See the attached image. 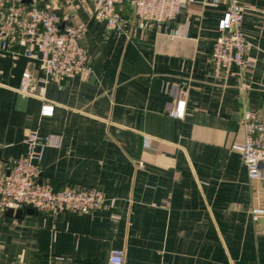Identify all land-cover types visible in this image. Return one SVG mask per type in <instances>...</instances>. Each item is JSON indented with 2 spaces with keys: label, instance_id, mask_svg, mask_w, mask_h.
Segmentation results:
<instances>
[{
  "label": "crops",
  "instance_id": "obj_1",
  "mask_svg": "<svg viewBox=\"0 0 264 264\" xmlns=\"http://www.w3.org/2000/svg\"><path fill=\"white\" fill-rule=\"evenodd\" d=\"M237 1L250 61L238 72L217 75L210 58L231 0H186L161 26L124 2L120 30L90 4L60 0L58 14L83 28L88 77L59 81L37 60L0 55V159L25 154L28 131L59 135L42 180L105 198L89 213L0 216V264H110L113 248L123 264H264V184L247 175L240 123L244 111L264 114V0ZM26 68L47 79L52 115L17 91ZM165 81L186 89L182 117L170 114Z\"/></svg>",
  "mask_w": 264,
  "mask_h": 264
},
{
  "label": "built area",
  "instance_id": "obj_2",
  "mask_svg": "<svg viewBox=\"0 0 264 264\" xmlns=\"http://www.w3.org/2000/svg\"><path fill=\"white\" fill-rule=\"evenodd\" d=\"M60 0H0V55L10 51L31 60H37L45 75L59 81L76 75L88 77L92 68L88 63L86 47L82 42L83 28L66 22V16L58 14ZM78 2V0H77ZM92 6L91 15L108 28L121 29L118 5L127 2L133 15L144 26H161L174 20L183 9L186 0H79ZM75 8V4H72ZM242 6L231 0L217 28L219 35L211 46L210 58L215 74L238 72L250 64L246 58L247 42L244 39ZM170 32V37L180 35ZM46 78L34 79L29 69L21 73L17 91L42 101L40 114L50 116L53 105L45 99ZM164 92L171 94L174 105L170 114L182 117L185 112V87L165 81ZM245 138L241 158L251 180L264 184V114L244 111L240 121ZM27 147L25 154L10 160L0 159V216L8 209L32 208L47 214L59 212L89 213L97 209L105 198L94 187H54L42 180L40 165L47 147L57 148L61 137L56 134L40 136L28 131L23 137ZM113 203V200H110ZM260 214L254 212L257 220ZM110 264H123L124 252L113 248L109 251Z\"/></svg>",
  "mask_w": 264,
  "mask_h": 264
},
{
  "label": "water",
  "instance_id": "obj_3",
  "mask_svg": "<svg viewBox=\"0 0 264 264\" xmlns=\"http://www.w3.org/2000/svg\"><path fill=\"white\" fill-rule=\"evenodd\" d=\"M256 181H258V184H260L261 183V181L260 180H253V182H256ZM34 210L32 209V208H26V209H24V210H22V209H17V210H13V209H8L6 212H5V215L6 216H9V217H17V218H19V217H21L22 216V214L23 213H25V212H33Z\"/></svg>",
  "mask_w": 264,
  "mask_h": 264
}]
</instances>
